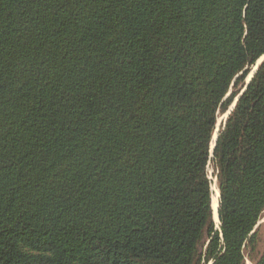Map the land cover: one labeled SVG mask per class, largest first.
<instances>
[{
    "label": "trees",
    "instance_id": "trees-1",
    "mask_svg": "<svg viewBox=\"0 0 264 264\" xmlns=\"http://www.w3.org/2000/svg\"><path fill=\"white\" fill-rule=\"evenodd\" d=\"M263 55L264 0H0V264H264Z\"/></svg>",
    "mask_w": 264,
    "mask_h": 264
},
{
    "label": "rangeland",
    "instance_id": "rangeland-1",
    "mask_svg": "<svg viewBox=\"0 0 264 264\" xmlns=\"http://www.w3.org/2000/svg\"><path fill=\"white\" fill-rule=\"evenodd\" d=\"M260 61H257L256 62V64L255 65H253L252 67H251V69H250V71H249V73H248V75L245 77V79H244V81H243V83H240L239 85H238V87L240 86V87H242V89H241V91H240V93L238 94V96L237 97H239L240 96V94L242 93V91L246 88V85H247V83H248V81L250 80V78H251V76H252V73H253V71L255 70V68H256V65L259 63ZM256 72V71H255ZM231 91H232V89L230 90V93H231ZM237 97H236V99H237ZM235 99V100H236ZM235 100H234V102H233V104L235 103ZM232 104V105H233ZM231 105V106H232ZM231 106L229 107V110H230V108H231ZM228 110V111H229ZM227 111V112H228ZM227 112L226 113H224V114H220L219 116H218V122H217V124H218V126L221 128V124L222 123H224V121H225V119H226V115H227ZM220 131V130H219ZM213 142V141H212ZM211 146H212V144H211ZM212 152V151H211ZM212 155V154H211ZM209 177H210V179L212 180V182H213V179L215 178V180H216V182H217V178L214 176V169H213V166L212 165H210L209 166ZM217 184V183H216ZM218 187V186H217ZM213 190V189H212ZM219 190V189H218ZM264 223V215H263V217H262V219H260L259 220V222H258V224H257V226H256V228H258V227H261V225ZM263 230H264V228H263V225H262V227L260 228V236H261V243H260V250H263V247H264V232H263ZM246 264H254L249 258H247V260H246Z\"/></svg>",
    "mask_w": 264,
    "mask_h": 264
},
{
    "label": "water",
    "instance_id": "water-1",
    "mask_svg": "<svg viewBox=\"0 0 264 264\" xmlns=\"http://www.w3.org/2000/svg\"><path fill=\"white\" fill-rule=\"evenodd\" d=\"M262 58H264V55H263L262 57H260V59L258 60V61H260V62L256 65V68H255V70L253 71L252 76H251L250 80L248 81V83H247V85H246V88L242 91V93L240 94V96L246 91V89H247V87H248L250 81L252 80V78H253V76H254L255 71H256V70L258 69V67L263 63L264 59H262ZM240 96H239V97H240ZM239 97H237V99L235 100V103L231 106L230 110L227 112L226 119H225V121H224V123H223V126L225 125V123H226V121H227V118H228L230 112H231L232 109L235 107V105H236V103H237ZM219 130H220V127H219L218 124H217V126H216V131H215L214 136H213L212 146H211V151H212L211 154H212V155H213L214 147H215V145H216V141H217V138H218V135H219ZM219 196H220V191H219ZM212 208H213V205H212ZM213 216H214V209H213ZM214 219H215V218H214ZM218 219H219V225H217V227L220 228L219 204H218ZM209 264H212V262H210Z\"/></svg>",
    "mask_w": 264,
    "mask_h": 264
},
{
    "label": "bare ground",
    "instance_id": "bare-ground-1",
    "mask_svg": "<svg viewBox=\"0 0 264 264\" xmlns=\"http://www.w3.org/2000/svg\"><path fill=\"white\" fill-rule=\"evenodd\" d=\"M216 180L214 178V185H213V198H212V205H213V209H214V218L215 221L217 223V225H219V219H218V204H219V190L216 184Z\"/></svg>",
    "mask_w": 264,
    "mask_h": 264
},
{
    "label": "snow or ice",
    "instance_id": "snow-or-ice-1",
    "mask_svg": "<svg viewBox=\"0 0 264 264\" xmlns=\"http://www.w3.org/2000/svg\"><path fill=\"white\" fill-rule=\"evenodd\" d=\"M262 59H264V58H262Z\"/></svg>",
    "mask_w": 264,
    "mask_h": 264
}]
</instances>
